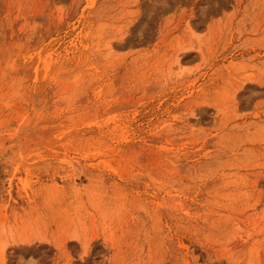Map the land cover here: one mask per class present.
I'll return each mask as SVG.
<instances>
[{
  "label": "rangeland",
  "instance_id": "374dc122",
  "mask_svg": "<svg viewBox=\"0 0 264 264\" xmlns=\"http://www.w3.org/2000/svg\"><path fill=\"white\" fill-rule=\"evenodd\" d=\"M0 264H264V0H0Z\"/></svg>",
  "mask_w": 264,
  "mask_h": 264
}]
</instances>
